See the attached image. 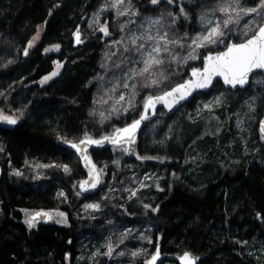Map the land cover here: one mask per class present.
<instances>
[{
	"label": "trees",
	"instance_id": "16d2710c",
	"mask_svg": "<svg viewBox=\"0 0 264 264\" xmlns=\"http://www.w3.org/2000/svg\"><path fill=\"white\" fill-rule=\"evenodd\" d=\"M171 1L0 0V113L17 121L0 130V264H143L151 250L201 254L199 264H264L259 253H249L264 242L261 72L255 74L261 85L251 80L248 88L231 91L216 83L173 115L162 110L132 144L91 150L94 164L111 176L91 195L97 207L84 208L67 179L80 163L56 140L112 134L138 116L143 98L184 81L205 53L245 40L264 23L245 11L254 1L264 12L261 0ZM229 17L235 22L225 28ZM213 18L223 42L196 47L192 40L207 34ZM80 23L83 43L75 47L72 33ZM164 33L175 43L164 51L159 41L163 63L138 74L148 58L142 51ZM124 149L137 156L136 164ZM169 162L176 175L168 192ZM131 164L135 170L121 169ZM10 165L16 168L9 171ZM145 174L159 177L143 185ZM24 208L58 210L64 224L29 227Z\"/></svg>",
	"mask_w": 264,
	"mask_h": 264
},
{
	"label": "snow or ice",
	"instance_id": "6c2138e0",
	"mask_svg": "<svg viewBox=\"0 0 264 264\" xmlns=\"http://www.w3.org/2000/svg\"><path fill=\"white\" fill-rule=\"evenodd\" d=\"M158 0H152L153 4H156ZM171 2V0H169ZM119 3H123V0H119ZM260 8H264V0L260 2ZM222 11L227 13V9L222 8ZM246 11V14L251 15L255 14L259 16L262 20H264V12L260 11L259 8L253 7L249 8ZM123 14V13H122ZM235 21L231 20L229 17L225 19L222 23L225 28L228 27L229 23H234ZM153 23H159V21H154ZM253 24L252 21L246 22L245 28L247 29ZM105 35H108L107 29H101ZM224 33L220 31V24H217L215 27L210 28L207 31V34L198 36L192 40V44L196 47H203L206 44L211 43H222V40L218 41V37H222ZM136 39L133 38L132 43H136ZM148 40H156V38L152 36L147 37ZM77 41L79 42V37L77 36ZM159 41H164L165 47L164 51H167V43H175L174 40H168L167 33H164L162 36L159 37V40L156 41V45L152 47V50L148 52V58L144 59V67L140 71V75L145 73H151V69L154 65H159L163 63L161 59L158 58V55L161 52V47L159 46ZM31 47V44L29 45ZM58 47V46H57ZM144 45L141 44L137 51L143 48ZM153 53H156V56H153ZM27 55V52H25ZM189 59H195L194 56H189ZM255 69H264V24H261L258 28L254 29L253 35L248 38L245 42L239 44H231L227 46V50L220 53L216 56H208L205 58L204 67L202 70L194 69L192 72L193 77H199L197 80L187 81L185 84L178 85L176 88H173L171 91L164 93L163 96L158 97H149L147 102L144 105L145 113L141 115L140 120L134 121L130 126L124 129H117L116 135L114 138L111 139L112 143L120 144L122 137L120 133L128 134L129 141L132 140L133 134L135 130L141 124V121L148 119L147 111L149 108L154 106L155 102H165L168 103V98H173V103H178L179 100L185 99V92L191 88H205L208 87L211 83V80L214 76L223 77L224 83L235 87L236 85H244L247 83L248 76L253 70ZM56 73H53L55 75ZM46 79H48L46 77ZM151 83L156 84L157 81L153 80ZM128 87V85H125ZM190 94V92L188 93ZM121 99L124 97L121 96ZM171 107V105H169ZM0 119L6 121L8 124H15L17 121L7 116L0 117ZM110 138L105 137L104 140H109ZM81 143H93V144H102L103 141L100 140H86L81 141ZM72 148L76 149L78 152L81 151L77 144H72ZM127 151V149H124ZM87 164H91L89 158L87 156L82 157ZM91 182L86 180L82 182L81 187L85 185H89L92 188H95L97 183L99 182L98 174L95 171V166L91 165ZM65 171H68L67 166H65ZM88 207H97L96 205H88ZM41 213H36V216H40ZM34 219V218H33ZM33 219H29L27 221L28 226H33ZM135 255V253L133 254ZM157 255L152 257V261L154 262L157 259ZM182 259L185 261V264H192V261L189 259V254L185 253Z\"/></svg>",
	"mask_w": 264,
	"mask_h": 264
},
{
	"label": "water",
	"instance_id": "95a60500",
	"mask_svg": "<svg viewBox=\"0 0 264 264\" xmlns=\"http://www.w3.org/2000/svg\"><path fill=\"white\" fill-rule=\"evenodd\" d=\"M82 22V21H81ZM264 24V23H263ZM81 28H82V24H78L77 27L75 28V30L73 31L72 33V41H73V46H80L82 45L83 43V39H82V33H81ZM253 35V34H252ZM251 35V36H252ZM77 36L79 37V42L77 41ZM251 36H249L248 38H250ZM248 38H246L245 40L241 41V42H228L227 45L221 49V50H218V51H214V52H207L205 53L202 58H201V61H202V64L199 68H193L191 70H189L188 72V78L185 79L184 81L182 82H179L177 84H175L174 86H172L170 89L166 90L165 92L159 94V95H155V96H150V97H158V96H163L164 93L166 92H169L171 91L173 88H176L178 85H182V84H185V82L187 81H192V80H197L199 79V77H193L192 76V72L194 69H200L202 70L203 67H204V63H205V58L208 57V56H216V55H219L220 53L224 52L227 50V46L231 45V44H239V43H243L245 42ZM258 72H261L264 74V69H255L253 70V72H251L248 76V80H247V83H245L244 85H236L235 87L231 86V85H228V84H225L224 83V80H223V77H219V76H214L211 80V83L209 84L208 87H205V88H191V89H188L186 92H185V99H182V100H179L178 103H173V98H168V103L166 104L165 102L161 101V102H155L154 103V106L152 108H149L148 111H147V116H148V119L146 120H143L141 121V124L139 125V127L135 130L134 134H133V137H132V140L129 141L128 139V134L126 133H120V136L122 137L121 139V142H124L123 144H126V145H129L130 143H132L135 138L139 135V133L141 132V130L143 129V127H145L149 122L153 121L154 118H155V115H156V111L160 108H164L167 113L171 116L173 115L177 109L181 108L183 105L189 103L192 99L193 96H195L197 93H202V94H207L215 85L216 83H220L225 89H228V90H231V91H237V90H244L246 88L249 87L250 85V81L252 79V77L257 74ZM190 92V94H188ZM149 98V97H148ZM148 98H146V100L144 101L143 103V106H142V110H141V113L139 114L138 117H136L134 120H132L130 123L122 126V127H119L118 129H124V128H127L128 126H130L134 121L136 120H140V117L141 115H143L145 113V108H144V105L145 103L147 102ZM169 105H171V107H169ZM259 128L261 130L262 133H264V116L261 118L260 122H259ZM117 130V129H116ZM116 130L110 134V135H106V136H103V137H100V138H97V139H94V138H84L82 140H79V141H75V142H72V141H64L62 139H58L56 140V144H58L59 146H62L70 151H75L78 153L79 155V158H80V161H81V165L83 167V169L86 171L87 173V179L86 180H89L91 182V176H90V173L92 171L91 169V165H94L90 159L89 156L86 155L85 153V150L87 148L89 149H93V148H105L107 146H109L111 142V139L115 137L116 135ZM105 137H108L110 138L109 140H104ZM86 140H100V141H103L102 144H93V143H81V141H86ZM72 144H77L79 146V148L81 149L80 152H78L76 149L72 148L71 145ZM83 156H87L91 162V164H87L85 162V160L82 158ZM95 171H96V168H95ZM97 173V171H96ZM2 177V167L0 166V179ZM85 180V181H86ZM84 189H87V190H91L93 189L90 184L89 185H85L84 186ZM36 213H41L40 216H36ZM34 218V219H33ZM29 219H33V222L34 223H46V222H50L51 221V214H49L47 211L45 210H38V211H35L33 212L32 214H30L28 217H27V221ZM157 252L158 250L155 251V254L154 255H157ZM159 253V252H158ZM185 253H188L189 254V259L192 261V264H199L200 261L202 260L203 256L201 254L199 255H194L192 254L191 252H188V251H185L179 255H174V256H171V257H168V259L174 261L176 264H185V261L182 259V257H184V254ZM153 255V256H154ZM152 256V257H153ZM152 257L148 260V264H157L162 258L163 256H160L158 255L157 256V259L153 262L152 261Z\"/></svg>",
	"mask_w": 264,
	"mask_h": 264
},
{
	"label": "flooded vegetation",
	"instance_id": "af4514ba",
	"mask_svg": "<svg viewBox=\"0 0 264 264\" xmlns=\"http://www.w3.org/2000/svg\"><path fill=\"white\" fill-rule=\"evenodd\" d=\"M143 103H144V102H143ZM142 106H143V104H142ZM142 106H141V109H140V113H141V110H142ZM179 109H180V108H179ZM179 109H177V111H178ZM162 110H164L165 113H166L168 116H170L164 108H160V109H158V110L156 111V115L160 114V113L162 112ZM177 111H176V112H177ZM176 112H175V113H176ZM140 113H139V114H140ZM0 115H2V114L0 113ZM156 115H155V117H156ZM3 116H4V115H3ZM138 116H139V115H138ZM138 116H137V117H138ZM0 117H2V116H0ZM149 123H150V122H149ZM15 124H16V123H15ZM127 124H128V123H127ZM9 126L13 127V124H8L6 121L0 119V130H2V128H4V127L9 128ZM121 127H122V126H121ZM259 129H260V128H259ZM263 134H264V133H263ZM138 136H139V135H138ZM138 136H137V138H138ZM86 138H88V137H86ZM137 138H136V139H137ZM82 139H84V138H82ZM82 139H79V140H82ZM62 140H63V139H62ZM79 140H77V141H79ZM64 141H66V140H64ZM71 141H72V142H75V141H73V140H71ZM131 144H132V143H131ZM93 149L99 151V150L102 149V147H100V148H93ZM93 149H89V148H87V149L85 150V153H86L87 156L90 157L92 163L94 164V162H93V160H92V157H91V154H90L91 150H93ZM69 151H70V150H69ZM72 152H74V153L76 154V157H77V159H78V161H79V163H80V166H79L80 171L77 172L76 174H74V173L72 172V170L69 171L68 176H67V179L71 182V184H72L73 186L76 187V190H77V196H78L79 198H81L83 201H85L86 198H87L88 196L93 195L94 193L101 192V191H102V187H105V186H106V181H107V180H110L111 176L109 177V175H104V174H103L104 176L102 177V180H101L100 174H99V172H98V169L100 170V168H99L97 165L94 164V166H95V168H96V171H97V174H98L99 182L97 183L96 187L93 188V189H91V190L84 189V187H81V184H82V182H84V181L87 179V173H86V171L83 169V167H82V165H81V161H80V158H79L78 153L75 152V151H73V150H72ZM124 152H126L127 154H130V155L127 157V160H128L129 162H131V163H135V164H136L137 156H136L134 153H132L131 151H129L128 149H127V151H124ZM174 166H175V163H173V162L170 163V162H169V164L167 163V165H166V169H165V174H164V175H165L164 177H166V178H165V179H166L165 186H166L168 192L170 191V181H171L172 178L176 175V173L174 172L175 170L173 169ZM128 167H130L131 170L133 171V170H135L136 165L131 164V165H126V166H121V169L126 168L127 170H129ZM15 168H16V167H15L14 165H10V166L8 167L9 171H12V170L15 169ZM126 169H125V170H126ZM177 169H178V170L182 169V166H179V165H178V166H177ZM2 173H3V169H2ZM102 173H103V172H102ZM108 173H110V172H108ZM119 173H120L121 177H123V175H122V171H120ZM8 175H14V174H13L12 172H9ZM132 175H133V174H132ZM33 176L36 178L35 186L38 187V188H37V195L39 196V194H40L39 186H40V184H41V175H40V173L37 171L35 174H33ZM177 176H178V178L182 177V176L180 175V173H177ZM107 177H109V178L107 179ZM71 184H70V185H71ZM24 209H25V208H24ZM24 209H20V212H21V215H22V219H23V220H24V215H23V211H24ZM36 211H37V210H36ZM33 212H35V211H33ZM26 217H27V216H26ZM26 217H25V221H26V223H27V218H26ZM27 224H28V223H27ZM37 225H39V223H34V222H33V226H32V227H36Z\"/></svg>",
	"mask_w": 264,
	"mask_h": 264
},
{
	"label": "rangeland",
	"instance_id": "374dc122",
	"mask_svg": "<svg viewBox=\"0 0 264 264\" xmlns=\"http://www.w3.org/2000/svg\"><path fill=\"white\" fill-rule=\"evenodd\" d=\"M240 1L241 0H236V2L238 3V5H241L240 4ZM169 3H171V4H174L172 1L171 2H169ZM254 4V1L251 3V4H249V1H247V3L245 4V5H247V6H250V7H247L248 9L249 8H253V7H259V6H256V5H253ZM208 24V29H207V31L210 29V28H212V27H215L216 26V24H217V22H216V18L214 19H212V22L211 23H207ZM98 31V30H97ZM96 31V32H97ZM95 32V33H96ZM37 39H38V36L37 37H34L32 40H31V46L32 45H34L35 43H36V41H37ZM82 39H83V37H82ZM156 45V43H150V44H148L145 48H144V50L142 51V53H141V58H143V57H145L147 54H148V52L150 51V50H152V47L153 46H155ZM54 49H56L57 50V48L55 47ZM55 72H57V71H55ZM54 73V72H53ZM53 74H51V75H48V79H46V78H44L43 79V81L44 82H48L49 80H51L50 79V77L52 76ZM251 80H256L260 85L262 84V82L260 81V78H259V76H257V75H254L253 77H252V79ZM101 89H102V87H101ZM121 96H123L124 97V95L123 94H120L119 96H118V100H121ZM212 96V95H211ZM211 96H209V98L208 99H211ZM100 98H102V96H99ZM145 101V98H143V100H142V103H141V106H142V104H143V102ZM139 113L140 112H138V115H139ZM0 116H2L3 117V115H0ZM137 138V137H136ZM136 138H135V140H136ZM135 140L133 141V142H135ZM132 142V143H133ZM124 142H122V143H120V144H123ZM131 144V143H130ZM113 145H116L115 143H110L109 144V146H113ZM41 165H35V168L37 169V171L40 173L41 171L39 170V167H40ZM37 171H35V173L37 172ZM98 172H99V174H100V177H101V180H102V177L104 176L103 174L104 173H102L99 169H98ZM135 174H133V176H134ZM42 176V175H41ZM159 176H150V175H147V174H145V175H143L142 176V182H141V184H143V185H145V184H147V178L148 179H156V178H158ZM36 179V178H35ZM106 187V186H105ZM94 195V194H93ZM90 199H92L91 201H90ZM82 203H85V205H84V208H86V209H88V205H97V203H96V199H94L93 197H91V195L89 196V197H87L86 198V200L85 201H83L82 200ZM33 211H36V210H30V209H27V208H25L24 209V211H23V215H24V220H25V217L27 216H29L30 214H32L33 213ZM46 211V210H45ZM58 210H47V212L49 213V214H51V221H56V222H59V223H61V224H64V217L62 216V214L60 213V212H57ZM26 217V218H27ZM124 231H127L126 229L124 230ZM107 238H108V236H107ZM142 247H136L135 248V250L134 251H139L140 249H141ZM254 252H256V253H259L260 254V256L261 257H264V242H261V241H258V242H256V245L255 246H253V248L252 249H250V251H249V253L250 254H253ZM155 254V251H153V250H151L150 251V253H149V255L147 256V257H145L144 258V260H143V264H148V260L153 256ZM158 255H160V256H163V258L157 263V264H169V260L170 259H168V257H171L172 255H165V254H163V253H158ZM165 256V257H164ZM174 256V255H173ZM167 257V258H166ZM174 264V263H173Z\"/></svg>",
	"mask_w": 264,
	"mask_h": 264
}]
</instances>
